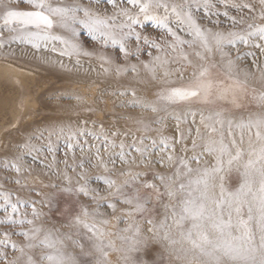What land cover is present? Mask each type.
<instances>
[{
    "label": "snow or ice",
    "instance_id": "1",
    "mask_svg": "<svg viewBox=\"0 0 264 264\" xmlns=\"http://www.w3.org/2000/svg\"><path fill=\"white\" fill-rule=\"evenodd\" d=\"M0 59V264H264V0H0Z\"/></svg>",
    "mask_w": 264,
    "mask_h": 264
},
{
    "label": "bare ground",
    "instance_id": "2",
    "mask_svg": "<svg viewBox=\"0 0 264 264\" xmlns=\"http://www.w3.org/2000/svg\"><path fill=\"white\" fill-rule=\"evenodd\" d=\"M35 66V62L33 61V63L30 65V67H34ZM39 70L42 71H47L49 73H56L57 71H53L51 70V68L48 67H44V66H40ZM60 78L68 81L65 77V74L60 70ZM58 74V72H57ZM15 76H19L20 78H22L26 84L27 80L29 79L25 74L20 73L17 70H13L10 67H6L5 65H0V111L7 109L9 107L10 102L11 103V108L13 109V111L10 112V114L13 115V117L15 116V97H16V91L13 89V85L11 83L10 78H14ZM35 80V79H34ZM81 92L85 93V91H87V87L85 84H82L81 87ZM94 90V89H93ZM82 93V94H83ZM87 98V97H86ZM26 106H28L27 101H26ZM33 107H35V105H32ZM3 122V120L0 119V123Z\"/></svg>",
    "mask_w": 264,
    "mask_h": 264
},
{
    "label": "rangeland",
    "instance_id": "3",
    "mask_svg": "<svg viewBox=\"0 0 264 264\" xmlns=\"http://www.w3.org/2000/svg\"><path fill=\"white\" fill-rule=\"evenodd\" d=\"M150 27V26H149ZM33 62H31L28 67H30V65L32 64ZM0 65H5L6 67H10L12 68L13 70H17L19 71L20 73L22 74H25V72L23 71H20L17 67V65H9L5 62H3L2 59H0ZM45 67V66H44ZM51 70H53L54 72L57 71L56 73H49L47 71H42V70H37L33 73L31 79H35V80H38V81H42L44 83L47 84L48 88L52 90V92H50L49 94L51 95L55 90L57 89H60L62 87H68L69 86V82L68 81H65L63 79L60 78V69L58 68H51ZM26 75V74H25ZM14 78H19L20 81H21V84H25L24 80L22 78H20L19 76H15ZM73 87H75L73 85ZM81 87V86H80ZM80 91V93L82 94L83 92H81V89L79 88L78 89ZM95 94V89L92 90V92H88V91H85V93H83L82 95H84L85 97H89V96H94ZM29 106V105H28ZM26 106V108L28 107ZM12 115V114H10ZM43 115H51L50 112H45L43 113ZM13 116V115H12ZM40 119V117H34V120L38 121ZM91 119L93 120H97V121H100V120H104L105 123H107L109 117L107 116H100V115H97V116H93L91 117ZM2 120V119H1ZM28 123H31V121H29ZM3 126V122L0 123V127ZM21 127H24V125H22ZM8 188H12L14 187L13 185H7Z\"/></svg>",
    "mask_w": 264,
    "mask_h": 264
}]
</instances>
